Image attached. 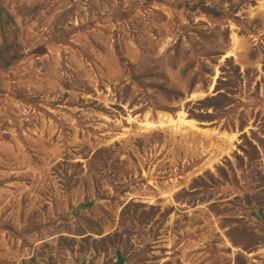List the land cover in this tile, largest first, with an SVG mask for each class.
I'll use <instances>...</instances> for the list:
<instances>
[{
    "label": "rangeland",
    "instance_id": "obj_1",
    "mask_svg": "<svg viewBox=\"0 0 264 264\" xmlns=\"http://www.w3.org/2000/svg\"><path fill=\"white\" fill-rule=\"evenodd\" d=\"M263 1L0 0V264H264Z\"/></svg>",
    "mask_w": 264,
    "mask_h": 264
},
{
    "label": "bare ground",
    "instance_id": "obj_2",
    "mask_svg": "<svg viewBox=\"0 0 264 264\" xmlns=\"http://www.w3.org/2000/svg\"><path fill=\"white\" fill-rule=\"evenodd\" d=\"M261 11H262V13H264V1H263V3H262V5H261ZM229 55H231V54H228V55H226V56H224V58H229ZM182 120V121H181ZM178 122H181V125L183 126V125H185V126H191V122H189V121H187L186 119H184V117H183V112H179L178 113ZM162 122H160V126L158 127V128H161V126H162ZM143 127L144 128H146V129H150V128H152V126L147 122V123H145L144 125H143ZM154 128H156L155 126H154Z\"/></svg>",
    "mask_w": 264,
    "mask_h": 264
}]
</instances>
